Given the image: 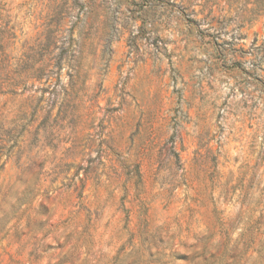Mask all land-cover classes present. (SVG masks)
I'll list each match as a JSON object with an SVG mask.
<instances>
[{
  "label": "rangeland",
  "instance_id": "obj_1",
  "mask_svg": "<svg viewBox=\"0 0 264 264\" xmlns=\"http://www.w3.org/2000/svg\"><path fill=\"white\" fill-rule=\"evenodd\" d=\"M0 264H264V0H0Z\"/></svg>",
  "mask_w": 264,
  "mask_h": 264
}]
</instances>
